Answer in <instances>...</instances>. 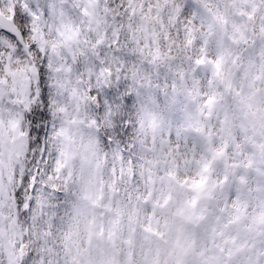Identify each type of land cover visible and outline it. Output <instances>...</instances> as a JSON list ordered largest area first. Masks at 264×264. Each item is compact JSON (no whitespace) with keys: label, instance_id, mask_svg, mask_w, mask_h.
<instances>
[{"label":"snow or ice","instance_id":"1","mask_svg":"<svg viewBox=\"0 0 264 264\" xmlns=\"http://www.w3.org/2000/svg\"><path fill=\"white\" fill-rule=\"evenodd\" d=\"M0 264H264V0H0Z\"/></svg>","mask_w":264,"mask_h":264}]
</instances>
